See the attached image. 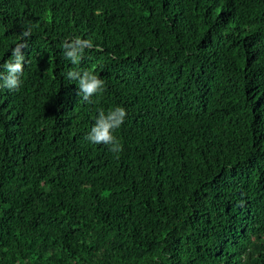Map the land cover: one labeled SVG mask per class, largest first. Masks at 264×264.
Masks as SVG:
<instances>
[{"label": "trees", "instance_id": "1", "mask_svg": "<svg viewBox=\"0 0 264 264\" xmlns=\"http://www.w3.org/2000/svg\"><path fill=\"white\" fill-rule=\"evenodd\" d=\"M17 47L0 264H264V0H0V65ZM117 106L120 150L91 143Z\"/></svg>", "mask_w": 264, "mask_h": 264}, {"label": "clouds", "instance_id": "2", "mask_svg": "<svg viewBox=\"0 0 264 264\" xmlns=\"http://www.w3.org/2000/svg\"><path fill=\"white\" fill-rule=\"evenodd\" d=\"M27 35V33H25ZM64 55L73 64H77L80 60V54L86 47H91V42L81 40L79 37L71 43L63 45ZM3 71L0 72V88L8 90H18L22 84V74L24 70V55L20 47L12 50V57L8 61L0 65ZM67 76L71 80L78 81V96H82L84 100H88L94 94L103 89L104 81L94 72L89 70L69 71ZM127 113L123 107L117 106L107 113L101 111L97 116L87 139L93 144H110L113 151H119L120 146L116 143L113 135L115 129L119 128L125 120Z\"/></svg>", "mask_w": 264, "mask_h": 264}]
</instances>
